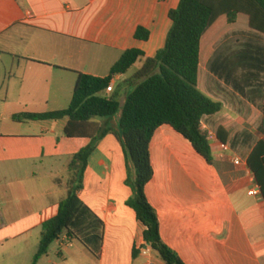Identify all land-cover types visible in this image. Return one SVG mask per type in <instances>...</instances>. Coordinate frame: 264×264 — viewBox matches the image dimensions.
<instances>
[{"label": "crops", "instance_id": "1", "mask_svg": "<svg viewBox=\"0 0 264 264\" xmlns=\"http://www.w3.org/2000/svg\"><path fill=\"white\" fill-rule=\"evenodd\" d=\"M179 2L0 0V264H164L127 204L133 190L113 133L90 155L79 192L104 222L99 258L64 234L35 261L43 224L58 214L68 191L70 181L61 177L65 160L71 162L91 139L68 137V118L16 121L14 115L69 107L81 73L109 75L130 48L154 57L172 25L169 11ZM139 26L150 31L148 40L135 37ZM230 34L233 51L221 52ZM143 64L115 76L114 86ZM199 88L223 104L202 119L214 163L164 124L150 143L154 175L146 195L163 240L186 264H264V200L249 194L258 184L247 164L264 138V33L250 28L247 15L234 23L219 17L202 38ZM120 116L96 120L117 127ZM219 128L227 131L225 143Z\"/></svg>", "mask_w": 264, "mask_h": 264}, {"label": "trees", "instance_id": "2", "mask_svg": "<svg viewBox=\"0 0 264 264\" xmlns=\"http://www.w3.org/2000/svg\"><path fill=\"white\" fill-rule=\"evenodd\" d=\"M240 14L248 16L251 29L264 33V0H180L179 5L169 11L172 25L164 47L154 57H146L142 49L130 48L113 65L109 75L101 77L81 73L69 107L14 115L16 121L68 118L65 126L68 137L91 139L70 162L69 168L78 178L69 182L58 214L43 224L35 261L46 255L50 246L64 234L70 240L83 243L99 258L104 222L82 201L79 192L83 188L90 155L105 135L113 133L122 144L128 173L126 184L133 190L127 204L146 226V244L158 252L164 264H186L163 240L157 210L146 195V185L154 175L150 143L155 131L169 124L190 140L208 163H214L202 119L220 112L223 104L199 88L201 42L219 17L225 15L229 23H234ZM135 37L148 40L150 31L139 26ZM142 58H145L143 66L132 77L115 85L111 94H107L106 90L114 83L115 76L126 74ZM126 89L130 91L122 104L121 96ZM119 113L117 127L96 120H111ZM218 136L222 142L227 141L224 128H219ZM247 164L264 200V138L254 146Z\"/></svg>", "mask_w": 264, "mask_h": 264}, {"label": "rangeland", "instance_id": "3", "mask_svg": "<svg viewBox=\"0 0 264 264\" xmlns=\"http://www.w3.org/2000/svg\"><path fill=\"white\" fill-rule=\"evenodd\" d=\"M244 20V19H243ZM242 20L240 21V23L238 24V26H242ZM234 35L230 34L227 38L229 39L228 42L222 47V49L220 50L221 52H225V53H232L233 51V43H234V39H233ZM144 63V60H139L136 64L135 67H132L129 71V74H132L136 71V69ZM100 119V118H97ZM74 157V156H72ZM73 159V158H71ZM70 160H65L66 163V168L64 169V172L62 173V176L64 180H68V181H72L73 179L78 178V175H76L74 173V171L70 170L69 165H70Z\"/></svg>", "mask_w": 264, "mask_h": 264}, {"label": "built area", "instance_id": "4", "mask_svg": "<svg viewBox=\"0 0 264 264\" xmlns=\"http://www.w3.org/2000/svg\"><path fill=\"white\" fill-rule=\"evenodd\" d=\"M114 88H115L114 84H111L106 90L107 94H111L114 91ZM263 124H264V109H263ZM234 162L236 164H240L241 163V159L240 158H235ZM249 194L250 195H259L260 194V187L258 186L256 188L250 190ZM144 253H146V251H144Z\"/></svg>", "mask_w": 264, "mask_h": 264}]
</instances>
